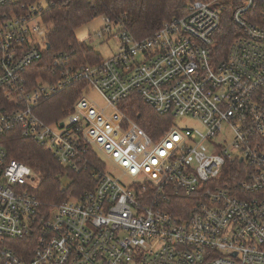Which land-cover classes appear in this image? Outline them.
Wrapping results in <instances>:
<instances>
[{
    "label": "built area",
    "instance_id": "2783aa9c",
    "mask_svg": "<svg viewBox=\"0 0 264 264\" xmlns=\"http://www.w3.org/2000/svg\"><path fill=\"white\" fill-rule=\"evenodd\" d=\"M218 1L189 2L143 39L117 23L116 55L75 64L60 52L38 76L47 2L0 0V138L17 128L95 179L77 198L42 204L35 172L0 143V264H264V0ZM225 3L236 30L220 58ZM75 83L70 111L43 121L41 102ZM131 94L202 129L172 124L152 138L123 112Z\"/></svg>",
    "mask_w": 264,
    "mask_h": 264
},
{
    "label": "trees",
    "instance_id": "16d2710c",
    "mask_svg": "<svg viewBox=\"0 0 264 264\" xmlns=\"http://www.w3.org/2000/svg\"><path fill=\"white\" fill-rule=\"evenodd\" d=\"M47 8L41 19L47 25L45 39L49 44L41 62L31 66L39 76L49 73L47 63L57 53L70 54L75 64H98L104 59L75 36V31L94 16L108 17L114 23H121L123 29L134 38L143 39L174 17H182L187 4L193 0H45ZM235 3H225L221 11L218 31L214 36L213 49L220 58L226 53L235 27L231 22V11ZM83 84L75 83L41 102L38 115L46 123L62 119L81 95ZM123 112L140 126L150 137H158L173 124L170 113L159 114L144 103L139 96L129 95L123 101ZM0 143L8 156L28 166L35 172L36 182L32 192L42 204L59 203L77 198L93 187L95 179L89 171L76 172L59 164L45 148L33 140L23 137L17 128L5 132ZM40 178V181L37 180ZM63 178L67 182H63Z\"/></svg>",
    "mask_w": 264,
    "mask_h": 264
},
{
    "label": "rangeland",
    "instance_id": "374dc122",
    "mask_svg": "<svg viewBox=\"0 0 264 264\" xmlns=\"http://www.w3.org/2000/svg\"><path fill=\"white\" fill-rule=\"evenodd\" d=\"M226 0H219L218 2H224ZM111 28V33L105 32V18L102 15L94 16L89 22L82 25L75 31V36L79 41H83L89 48H92L96 53H98L101 58L107 59L113 57L118 53L119 48V39L118 33L120 26L113 21L109 23ZM102 31L103 36L97 37L98 32ZM91 37L92 41L89 40ZM89 100H94L101 106H104V101L101 96L94 90H90ZM173 124L178 129L185 128H196L202 129V125L199 120L192 116H180L175 118ZM210 143L208 141H204L199 148L209 147ZM105 161L106 167L113 169V165L110 160L107 158H103ZM37 180L40 181V178L37 177ZM63 182H67L66 178H63Z\"/></svg>",
    "mask_w": 264,
    "mask_h": 264
},
{
    "label": "water",
    "instance_id": "95a60500",
    "mask_svg": "<svg viewBox=\"0 0 264 264\" xmlns=\"http://www.w3.org/2000/svg\"><path fill=\"white\" fill-rule=\"evenodd\" d=\"M47 48H49V44H47Z\"/></svg>",
    "mask_w": 264,
    "mask_h": 264
}]
</instances>
